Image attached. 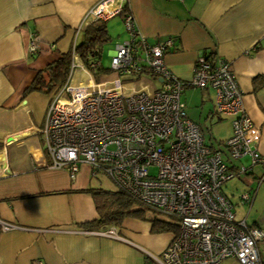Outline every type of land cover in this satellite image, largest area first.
Masks as SVG:
<instances>
[{
    "label": "crops",
    "instance_id": "obj_1",
    "mask_svg": "<svg viewBox=\"0 0 264 264\" xmlns=\"http://www.w3.org/2000/svg\"><path fill=\"white\" fill-rule=\"evenodd\" d=\"M98 1L0 0V220L15 225L0 229V264H155L148 253L159 255L172 237L169 231H152L149 221L135 216L114 224L117 238L79 231L84 228L80 224L97 216L93 197L79 189L94 185L91 179L97 175H91L86 164L73 179L65 168L49 166L41 128L53 90L24 93L38 70L82 39L93 19L89 10ZM124 4L148 42L173 39L164 59L177 77L188 80L200 54L230 62L244 110L259 130L257 151L264 155V85L255 80L264 75V0H111L109 8ZM105 25L109 38L113 33L116 43L123 39L119 13L107 17ZM33 37L38 46L31 52ZM73 61L71 79L74 71L84 72L88 85L95 83L76 54ZM104 74L108 73L94 75ZM145 75L127 76L125 87L149 90L142 81ZM158 85L156 79L154 88ZM200 90L201 101H211V118L204 115L203 121L215 123L223 150L231 116H213L212 92ZM243 157L231 161L236 168H246L240 194L231 200L223 192L232 209L241 206L236 220L264 229V164ZM245 192L248 201L240 198ZM258 251L264 260V240L258 242ZM217 264L239 263L228 257Z\"/></svg>",
    "mask_w": 264,
    "mask_h": 264
},
{
    "label": "built area",
    "instance_id": "obj_2",
    "mask_svg": "<svg viewBox=\"0 0 264 264\" xmlns=\"http://www.w3.org/2000/svg\"><path fill=\"white\" fill-rule=\"evenodd\" d=\"M110 3L94 4L89 10L92 20L120 12L122 6L109 8ZM121 18L125 35L115 44L110 61L118 75L91 88L72 84V61L65 82L52 91L41 128L49 166L65 168L73 179L86 164L91 175L104 174L139 201L173 215L176 232L159 255L148 253L155 264H217L228 257L239 264H262L257 242L264 240V229L236 220L223 192L228 179L246 171L231 161L247 155L252 164H264L255 144L259 130L244 110L230 62L200 54L191 77L183 80L164 59L173 39L150 43L138 32L129 10ZM37 46L33 37L29 50ZM94 67H100L99 60L87 69ZM140 74L160 78L159 85L151 91L127 89L124 78ZM186 87L210 90L212 114L231 116L223 150L208 145L201 127L186 115L181 98ZM240 198L248 201L250 195L245 192ZM14 227L0 220L1 230ZM79 229L119 237L115 225Z\"/></svg>",
    "mask_w": 264,
    "mask_h": 264
},
{
    "label": "trees",
    "instance_id": "obj_3",
    "mask_svg": "<svg viewBox=\"0 0 264 264\" xmlns=\"http://www.w3.org/2000/svg\"><path fill=\"white\" fill-rule=\"evenodd\" d=\"M127 10V5L124 4L119 14L122 16ZM108 39L109 35L106 30L105 19H94L90 21L87 24L82 39L68 51L61 53L54 61L38 70L32 82L24 89V93H28L31 90H39L44 93H49L53 89L57 90L67 78L73 61V55L76 54L82 60L83 64L88 67L91 61L99 58L102 44ZM209 55L214 54L210 53ZM90 70L97 75L99 73H109L111 69L94 67ZM255 80L260 85H264V75L256 77ZM79 191L90 193L97 209L96 218L80 224L81 227L99 229L108 225L118 224L126 216H135L149 221L152 231L176 232L177 230L178 224L173 215H168V219L156 216L153 212L161 211L139 201L129 192L118 186L111 190L104 189L100 186L89 185L79 189ZM261 262L264 264V260L261 259Z\"/></svg>",
    "mask_w": 264,
    "mask_h": 264
},
{
    "label": "rangeland",
    "instance_id": "obj_4",
    "mask_svg": "<svg viewBox=\"0 0 264 264\" xmlns=\"http://www.w3.org/2000/svg\"><path fill=\"white\" fill-rule=\"evenodd\" d=\"M116 43V36L115 34L111 33V37L103 42L101 50H100V56L97 60L100 61V64L104 68H110V61L111 56L109 55L110 50L114 47ZM95 60V61H97ZM91 74V78L94 82H101L104 80H111L113 77H116L118 74L115 70H110L108 74H104L101 76L96 77L94 75V72L92 70L89 71ZM78 81H82L85 85L90 84L89 76L87 73L84 72H77L74 71L73 79H71V83L77 84ZM142 81L144 82L145 87L149 90H152L156 84V79L152 78L149 74H146L143 76ZM90 87V85H88ZM91 88V87H90ZM211 93V92H210ZM203 95L202 91L198 87H188L182 92V99L185 102V112L186 115L195 123H197L204 135V141L210 145L211 147L215 149H222L221 144L219 142L220 135L217 134L215 131V123L209 122V120H204V115L208 114V118H211V113L209 110L211 109V101L204 97V101H201ZM214 116V115H213ZM209 118V119H210ZM221 134H225V131H221ZM238 161V160H235ZM242 161H246L245 158H242ZM155 168L151 167L150 171L153 172ZM241 173L235 174L230 179H228L225 182V185L223 186V190L225 193H228L230 196V199L232 200L238 194H240V188L239 185H241ZM91 182L95 186H100L104 189H115L116 184L106 175L104 174H98L95 178L93 177L91 179ZM235 219H240L241 214V206H236V204L233 206L232 209ZM158 217H163L164 219H168V215L162 213V212H153Z\"/></svg>",
    "mask_w": 264,
    "mask_h": 264
},
{
    "label": "water",
    "instance_id": "obj_5",
    "mask_svg": "<svg viewBox=\"0 0 264 264\" xmlns=\"http://www.w3.org/2000/svg\"><path fill=\"white\" fill-rule=\"evenodd\" d=\"M158 80H160V78H158Z\"/></svg>",
    "mask_w": 264,
    "mask_h": 264
}]
</instances>
